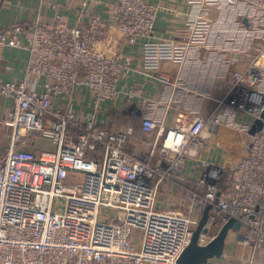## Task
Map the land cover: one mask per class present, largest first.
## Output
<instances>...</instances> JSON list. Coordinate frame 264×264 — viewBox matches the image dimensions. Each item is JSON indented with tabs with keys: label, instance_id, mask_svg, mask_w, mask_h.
Returning a JSON list of instances; mask_svg holds the SVG:
<instances>
[{
	"label": "built area",
	"instance_id": "built-area-1",
	"mask_svg": "<svg viewBox=\"0 0 264 264\" xmlns=\"http://www.w3.org/2000/svg\"><path fill=\"white\" fill-rule=\"evenodd\" d=\"M69 1L76 2L73 23L57 16L50 29L40 19L0 31V49L28 51L22 77L0 80V97L10 102L0 120L9 131L0 148V264H176L208 206L209 224L240 223L238 242L256 264L264 254V218L254 210L264 195V126L232 169L206 160L202 147L204 131L227 124L234 112L253 122L264 111V0H187L195 13L179 39H153L155 3L108 0L105 17L93 0ZM212 9L242 17L246 65L234 70L216 113H194L185 124L178 112L170 125L167 107L151 113L145 99L135 100L140 90L119 86L131 69L111 32L128 44L141 41V70L153 73L208 44ZM131 119L140 120L143 141H135L125 122ZM36 138L53 148L37 150ZM97 147L100 159L87 157ZM189 162L198 167L187 187L182 169ZM228 172L226 195L218 185ZM161 190L184 208L159 207ZM213 237L202 233L198 243Z\"/></svg>",
	"mask_w": 264,
	"mask_h": 264
},
{
	"label": "crops",
	"instance_id": "crops-1",
	"mask_svg": "<svg viewBox=\"0 0 264 264\" xmlns=\"http://www.w3.org/2000/svg\"><path fill=\"white\" fill-rule=\"evenodd\" d=\"M107 1H92L93 8L105 17L107 16ZM146 1L155 3L160 8L155 21L153 39H179L186 33L185 21L189 15L195 13L187 0ZM76 12V2L74 1L73 4L69 0H0V31L14 24L32 23L40 19L48 23L57 16L62 17L68 23H73ZM229 14L233 16V12H228V10L219 12L212 9L208 15L215 23L208 38V44L193 48L183 64L164 62L159 70L153 73L141 70L142 64L139 57L141 41L135 44L125 43L120 34L112 30V36L118 39L114 49L124 57L123 65L127 64L131 69L127 75L121 73L119 86L123 89L140 90L135 100L139 102L145 99L144 101L152 107L150 108L151 113L159 114V112L156 113L157 106L167 107L170 112L167 123L170 125L175 123L178 112L184 114L181 121L185 124L192 120L194 113L205 117L216 113L221 106L222 98L234 82L232 76L234 70L243 71L247 60L243 56L245 53L241 51L245 48L243 30H235L234 34H237L240 42L234 47L236 50L228 46L233 25L222 19ZM97 47L101 48L99 45ZM27 61L28 51L26 49L1 48L0 80L12 81L22 77L27 68ZM80 92L79 96L84 97L80 102L83 105L88 95L85 89ZM76 97L78 98L77 95ZM9 108L10 102L0 97V120L6 116ZM145 110L146 105L143 107V111ZM232 120L233 123H229L230 125H219L211 132L207 128L204 131L206 139L202 147L206 160L228 169H232L248 151V146L244 144L246 140L244 138L241 140V135L239 138L237 136L235 131L237 126H251L253 123L250 117L241 111L234 112L231 115V122ZM8 133V129L0 125V148L2 150L6 148ZM246 135L250 137L248 132ZM33 145L37 150L53 148L48 141L39 138L33 141ZM197 167L193 162L187 163L182 169V176L191 180ZM167 199V202L166 200L160 202L159 207H166L169 203L179 210L184 208L182 200L169 196ZM221 226L218 220L213 224L208 223V233L215 236ZM239 231L241 228L229 230L223 255L212 259L209 264H248L251 249L238 242ZM261 259L264 261V256L261 255L260 259L258 258L260 261ZM255 263L261 262L257 263L255 260Z\"/></svg>",
	"mask_w": 264,
	"mask_h": 264
},
{
	"label": "water",
	"instance_id": "water-1",
	"mask_svg": "<svg viewBox=\"0 0 264 264\" xmlns=\"http://www.w3.org/2000/svg\"><path fill=\"white\" fill-rule=\"evenodd\" d=\"M246 23V20H244ZM264 126V111L260 117L253 120L248 133L253 136L256 132L262 130ZM209 206L202 212L201 218L192 232L188 245L179 255L176 264H209L212 259L220 258L224 253L225 241L230 229H240V223L235 220H229L223 224L217 234L207 243L201 245L198 243L200 234L209 232L208 224Z\"/></svg>",
	"mask_w": 264,
	"mask_h": 264
},
{
	"label": "trees",
	"instance_id": "trees-1",
	"mask_svg": "<svg viewBox=\"0 0 264 264\" xmlns=\"http://www.w3.org/2000/svg\"><path fill=\"white\" fill-rule=\"evenodd\" d=\"M48 23H46V21H45L47 28L50 29L53 25V20L48 22ZM128 121L134 128L133 136H134V139H136L135 141H137V142L143 141V140H139V138H141V136H142V132L140 129V120L139 119L125 120V122H128ZM101 155H102V148L101 147H97L94 150H89V152L87 153V157L95 158V159H100ZM186 184L191 186V185H193V182L191 180H186ZM218 189L221 193L226 194V195L232 192V188L230 185V172H228L225 175V177L223 178V180L219 183ZM263 207H264V195L258 199L257 204H256V208L254 209L257 216L264 217ZM261 255L264 256V254L260 252L257 255L256 261H257V263L261 262L259 264H264V261H262V259H261V261L258 260V258L260 259Z\"/></svg>",
	"mask_w": 264,
	"mask_h": 264
},
{
	"label": "rangeland",
	"instance_id": "rangeland-1",
	"mask_svg": "<svg viewBox=\"0 0 264 264\" xmlns=\"http://www.w3.org/2000/svg\"><path fill=\"white\" fill-rule=\"evenodd\" d=\"M222 21H226V22H228V23H230L231 25H233V29H232V31H231V36H230V38L228 39V42H229V45L228 46H230V47H232V50H236V49H234V47H236V45H239L240 44V42L238 41V36H237V34H234V33H236V31L235 30H237V29H239V26H243L244 24H243V22H242V17H234V15L233 16H231L230 14H229V16H226V18H224V19H222ZM243 24V25H242ZM235 27V28H234ZM235 40V41H234ZM243 45H245L246 47H248L249 46V44H248V40H246V38H245V43L243 44ZM229 58H232V56L230 57L229 56ZM249 116V115H248ZM229 123H233V120H232V122H231V118H229L228 119V122H227V125H230ZM238 128H236L237 130H235L236 132H237V136H238V138L240 137V135L242 136V139L241 140H246L245 142H244V144L245 145H247L248 147L247 148H249V145H250V143H251V140H252V136H250V137H248L246 134H247V130H245V125H242V126H237ZM235 128V127H234ZM239 134V135H238ZM236 136V137H237ZM244 138V139H243ZM225 169H228V168H225ZM185 186H187V187H189L190 185H185ZM167 193H165L164 191H160V193H159V200H160V202H162V201H164V200H166V198H167V195H166ZM170 198H173V199H176V197H171L170 196ZM169 202V201H168ZM166 203V202H165ZM165 203L163 204V205H165ZM168 207L167 208H175L174 206H172V204H169L168 203V205H167ZM175 209H177V208H175ZM249 264V263H248Z\"/></svg>",
	"mask_w": 264,
	"mask_h": 264
},
{
	"label": "clouds",
	"instance_id": "clouds-1",
	"mask_svg": "<svg viewBox=\"0 0 264 264\" xmlns=\"http://www.w3.org/2000/svg\"><path fill=\"white\" fill-rule=\"evenodd\" d=\"M171 143V142H170Z\"/></svg>",
	"mask_w": 264,
	"mask_h": 264
}]
</instances>
